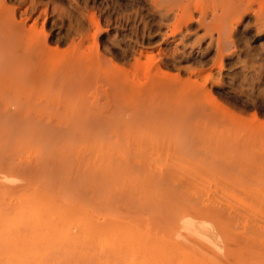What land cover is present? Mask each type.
I'll return each mask as SVG.
<instances>
[{"label": "rangeland", "instance_id": "obj_1", "mask_svg": "<svg viewBox=\"0 0 264 264\" xmlns=\"http://www.w3.org/2000/svg\"><path fill=\"white\" fill-rule=\"evenodd\" d=\"M0 217V264H264V0H0Z\"/></svg>", "mask_w": 264, "mask_h": 264}, {"label": "bare ground", "instance_id": "obj_2", "mask_svg": "<svg viewBox=\"0 0 264 264\" xmlns=\"http://www.w3.org/2000/svg\"><path fill=\"white\" fill-rule=\"evenodd\" d=\"M154 2H155V1H154ZM159 3H160V2H159ZM157 4H158V3H157ZM219 4H220V2H219ZM158 5H159V4H158ZM214 10H215V9H214ZM216 11H217V10H216ZM219 11H220V10H219ZM241 12H242V11H241ZM203 14H204V13H203ZM258 14H259V13H258ZM258 14H257V15H258ZM213 16H214V15H213ZM250 18H251V17H250ZM237 20H238V19H237ZM235 24H236V22H235ZM151 55H153V54L151 53ZM148 57H149V56H148ZM12 117H13V116H12ZM9 198H10V197H9ZM9 198H8V200H9ZM18 198H19V197H18ZM18 198H17V199H18ZM21 207H22V206H21ZM14 210H15V209H14ZM14 210H12V211H14ZM23 210H24V209H23ZM30 210H31V209H30ZM6 212H7V211H5V214H6ZM20 212H21V210H20ZM22 212H23V211H22ZM29 212H30V211H28V214H29ZM32 212H34V211L32 210ZM8 213H10V212H8ZM13 213H14V212H13ZM34 213H37V211H35ZM22 214H23V213H22ZM22 214H20V216H21ZM30 214H31V212H30ZM30 214L28 215V217H30ZM42 214H43V212H42ZM2 215H3V213H2ZM34 215H35V214H34ZM40 215H41V214H40ZM51 215H52V214H51ZM53 215H54V214H53ZM32 216H33V215H32ZM32 216H31V217H32ZM38 216H39V215H38ZM24 217H26V216H24ZM28 217H27V219L29 220ZM41 217H42V215L40 216V218H41ZM0 218H1V217H0ZM8 218H9V217H8ZM8 218H7V219H8ZM50 218H51V217H50ZM54 218H55V217H54ZM2 219H3V218H2ZM7 219H6V220H7ZM41 219H43V218H41ZM4 220H5V219H4ZM6 220H5V222L3 221L5 224H6ZM11 220H12V222H13L14 219H11ZM30 220L32 221V219H30ZM33 220H34V217H33ZM45 220H47L46 217H45V219H44V223L47 222V221L45 222ZM60 220H61V219H60ZM14 221H16V220H14ZM17 221H18V219H17ZM26 221H27V220H25V222H26ZM36 221L38 222V220H35V222H36ZM40 221H41V223H43L42 220H40ZM40 221H39V222H40ZM48 221H49V220H48ZM50 221H51V220H50ZM53 221H54V219H53ZM10 222H11V221H10ZM22 222H23V220H22ZM56 222H59V220H56ZM56 222L54 221V223H56ZM78 222H79V221H78ZM1 223H2V221L0 222V224H1ZM20 223H21V222H20ZM41 223H39V226H40ZM52 223H53V222H52ZM9 224L11 225V223H8V225H9ZM12 224H13V223H12ZM18 224H19V223H18ZM28 224H29V223H28ZM30 224H31V223H30ZM30 224H29V225H30ZM47 224L49 225V222H47L46 225H47ZM57 224H58V223H56L55 226H53V224H50V226L52 225V226H53L52 228H54V227H58ZM61 224H62V223H61ZM61 224L59 223V226H61ZM63 224H64V223H63ZM63 224H62V225H63ZM75 224H77V223H75ZM79 224H81V223H79ZM1 225H3V223H2ZM1 225H0V226H1ZM6 225H7V224H6ZM33 225H34V223H33ZM33 225H32V226H33ZM46 225H44V226H46ZM48 225H47V229L49 228ZM56 225H57V226H56ZM68 225H69V224H67V228L65 227L66 225H65V226L63 225V227H65L66 232H64L63 229H61L60 231L58 230L57 232H62V230H63V232H64L65 234L68 233V232H67ZM70 225L72 226L73 223H72V224L70 223ZM70 225H69V226H70ZM81 225H82V224H81ZM15 226H16V225H14V227H15ZM23 226H26V225H23ZM23 226H22V228H23ZM32 226H31V227H32ZM37 226H38V225H37ZM78 226H80V225H78ZM7 227H9V226H7ZM34 227H36V226L34 225ZM61 227H62V226H61ZM0 228H1V227H0ZM22 228H21V229H22ZM26 228H27V226L25 227V229H26ZM41 228H42V227H40L39 230H42ZM44 228H45V227H44ZM44 228H43V229H44ZM75 228H77V227H75V225H74V227L71 228V229H75ZM78 228H79V227H78ZM2 229H3V228H2ZM13 229H14V228H13ZM16 229H17V228H16ZM25 229H22V230L20 231V233H21V234L24 233L23 230H25ZM35 229H36V228H35ZM35 229H33V227H32V230H34L33 233H35ZM55 229H56V228H55ZM59 229H60V227H59ZM28 230H30V228H28ZM28 230H27V232H28ZM69 230H70V228H69ZM69 230H68V231H69ZM75 230H76V229H75ZM8 231H9V230H8ZM16 231H17V230H16ZM30 231H31V230H30ZM81 231L84 232L83 228H82ZM81 231L79 230V232H80L79 234H81ZM31 232H32V231H31ZM43 232L45 233V231H43ZM71 232H72V231H71ZM71 232H70V233H71ZM74 232H75V231H74ZM77 232H78V230H77ZM8 233H11V232H8ZM12 233H13V232H12ZM12 233H11V234H12ZM25 233H26V232H25ZM38 233H39V232H38ZM47 233H48V232H47ZM52 233H53L54 235L58 234V233H56V231H53ZM86 233H87V231H86ZM112 233H114V232L112 231ZM15 234H17V232H16ZM27 234H28V233H27ZM27 234H26V235H27ZM29 234H30V233H29ZM41 234H42V233H41ZM41 234L39 233V235H41ZM62 234H63V233H62ZM75 234H76V238H77V235H79V234H78V233H75ZM75 234H74V235H75ZM88 234H89V232H88ZM90 234H91V233H90ZM109 234H111V233H109ZM119 234H120V233H119ZM6 235H7V233H6ZM6 235L4 234L5 238H6ZM8 235H9V234H8ZM18 235H19V234H18ZM18 235H17V236H18ZM22 235H23V234H22ZM31 235H32V234H30V238L28 237L30 240H32L31 238H33V236L31 237ZM33 235H34V234H33ZM36 235H37V234H36ZM42 235H43V234H42ZM74 235H73V233H72V236H74ZM81 235H83V234H81ZM85 235H86V234H85ZM92 235H93V234H92ZM120 235H121V234H120ZM1 236H3V235L1 234ZM1 236H0V239H1L0 241L2 242V238H1ZM10 236H11V235H10ZM10 236L7 237V238H10ZM15 236H16V235H15ZM15 236H12V237H15ZM19 236H20V235H19ZM37 236H38V235H37ZM37 236H35V237L37 238ZM45 236H46V233H45ZM45 236H44V237H45ZM49 236L51 237V233H50L48 236H46V237H49ZM56 236H57V235H56ZM60 236H61V234H59L58 239H59ZM63 236H64V235H63ZM67 236H68V235L66 234V237H67ZM69 236H70V237H68V241H69V239L71 238V235H69ZM79 236H80V235H79ZM83 236H84V235H83ZM112 236H113V234H112ZM114 236H115V235H114ZM114 236H113V238H114ZM116 236H117V234H116ZM121 236H122V235H121ZM41 237H42V236H41ZM41 237H39L40 239H39V238H37V239H39L40 242H41V239H42V242L45 243V242H44V241H45V240H44L45 238H44V237L41 238ZM54 237H55V236H54ZM66 237H65V239H66ZM103 237H104V236H103ZM3 238H4V237H3ZM19 238H20V237H19ZM61 238H62V237H61ZM61 238H60V239H61ZM63 238H64V237H63ZM78 238H79V237H78ZM78 238H77V239H78ZM82 238H83V237H82ZM82 238H81V239H82ZM88 238H90V237H88ZM91 238H92V237H91ZM99 238H100V237H99ZM99 238H98V236H97V239H99ZM20 239H21V238H20ZM46 239L49 240V238H46ZM55 239H57V237H56ZM58 239H57V243H59ZM65 239H64V240H65ZM77 239H76V240H77ZM81 239H80V240H81ZM103 239H104V238H103ZM103 239H102V241L105 240V239H104V240H103ZM114 239H115V238H114ZM122 239H123V238H122ZM5 240H6V239H5ZM7 240H8V239H7ZM10 240H11V238L9 239V241H10ZM17 240H18V239H17ZM22 240H24V237H23ZM26 240H28V239H26ZM34 240H35V239H34ZM34 240H33V241H34ZM43 240H44V241H43ZM48 240H47V241H48ZM64 240H62V241H63L62 244H64V247H66L65 249H67V246H65L66 244L64 243V242H65ZM83 240H85V238H84ZM88 240H89V239H88ZM117 240H118V238H117ZM3 241H4V240H3ZM18 241H20V240H18ZM18 241H16V242H18ZM39 241H36V242L38 243ZM74 241H75V240H74ZM110 241H111V240H110ZM110 241H109V242H110ZM1 242H0V243H1ZM6 242H7V241H6ZM11 242H12V243H10V247H11V244L14 243L13 240H12ZM27 242H28V241H27ZM31 242H32V241H31ZM40 242H39V243H40ZM42 242H41V243H42ZM75 242L77 243V241H75ZM75 242H73V243H75ZM79 242H81V241H79ZM85 242L87 243V241H85ZM89 242H90V240H89ZM89 242H88V244L90 245ZM91 242H92V243L95 242L94 244H96V239H95V241L92 240ZM111 242H112V241H111ZM117 242H118V241H117ZM69 243H72V242H68V245H69ZM92 243H91V245H92ZM99 243L101 244V242H99ZM106 243H107V245L109 244L110 246L113 244V242H112V244H110V243H108V242H106ZM114 243H115V242H114ZM123 243H124V242H123ZM6 244H7V243H6ZM18 244H19V243H18ZM18 244H17V246H18ZM31 244H33V242H32ZM34 244H35V243H34ZM52 244H53V243H52ZM59 244H60V243H59ZM62 244H61V246H62ZM79 244H80V243H79ZM82 244H84V243L82 242ZM115 244H116V243H115ZM7 245H8V244H7ZM7 245H4V246H7ZM21 245H23V244L21 243ZM27 245H30V244L28 243ZM47 245H49V244H47ZM54 245H56V244L54 243ZM57 245H58V244H57ZM107 245H105V246L107 247ZM19 246H20V244H19ZM23 246H26V244L23 245ZM42 246H43V247H42ZM71 246H72V245H71ZM77 246H78V248L80 247L79 245H77ZM110 246L108 247V250H110V249H109ZM112 246H113V245H112ZM112 246H111V248H112ZM122 246H123V245H122ZM8 247H9V245L7 246V250H8ZM10 247H9V249H10ZM36 247H39V246H35V250H36ZM52 247H54V246L52 245ZM52 247H51L50 245L47 246V248H50V249H48V250H52V249H51ZM75 247H76V246H75ZM100 247H101V246H100ZM5 248H6V247H5ZM17 248H18V247H16V249H17ZM40 248H41V249L43 248V250L47 249L46 247H45V249H44V244H41V247H40ZM72 248H73V247H70L71 250H73ZM83 248H84V246H83ZM83 248H82V250H83ZM89 248H91V247H89ZM94 248H96V247H94ZM121 248H122V247H121ZM11 249H12V248H11ZM24 249H25V248H24ZM75 249H76V248H75ZM106 249H107V248H105L104 250H106ZM115 249H116V248H115ZM3 250H4V249H2L1 251H3ZM13 250H14V249H13ZM19 250H20V249H19ZM19 250H18V252H19ZM33 250H34V248L32 249V251H33ZM38 250H39V249H38ZM48 250H47V253L49 252ZM71 250H70V251H71ZM76 250H77V249H76ZM78 250H79V249H78ZM104 250H103V253H104ZM53 251H55V249H53ZM53 251H51V252H53ZM57 251H58V250H57ZM66 251H67V250H66ZM73 251H74V250H73ZM87 251H88V250H87ZM93 251H94V250H93ZM126 251H127V250H126ZM29 252H30V251H29ZM74 252H75V251H74ZM79 252H80V251H78V253H79ZM98 252H99V251H98ZM108 252H109V251H108ZM110 252H112V251H110ZM122 252H123V251H121V253H122ZM32 253L35 255V253H38V252H31V254H32ZM39 253H41V252H39ZM78 253H77V254H78ZM80 253H81V252H80ZM90 253H91V252H90ZM93 253H94V252H93ZM101 253H102V252H101ZM117 253H118V255H119V252H117ZM123 253H124V255H125L126 252H123ZM13 254H14V253H13ZM23 254L26 255L25 253H23ZM29 254H30V253H29ZM31 254H30L29 256H31ZM33 254H32V256H33ZM45 254H46V253H44V255H45ZM106 254H107V253H106ZM110 254H111V253H110ZM112 254H113V253H112ZM24 255H23V256H24ZM63 255H66V254L64 253ZM94 255H95V253H94ZM94 255H93V256H94ZM101 255H102V254H101ZM104 255H105V254H104ZM107 255H109V254H107ZM114 255H115V254H114ZM114 255H113V256H114ZM118 255H117V256H118ZM129 255H130V253H129ZM129 255L127 256V254H126L127 257H129ZM27 256H28V255H27ZM32 256H31V258H33ZM48 256H49V255H48ZM82 256H83V255H82ZM93 256H92V257H93ZM97 256H98V255H97ZM109 256H111V255H109ZM109 256H107V257L109 258ZM119 256H120V255H119ZM119 256H118V257H119ZM122 256H123V255H121L120 257H122ZM9 257H10V256H9ZM83 257H84V256H83ZM83 257H82V259H87V260H89V261L91 262V264H94V263H95V261L93 262L92 260H90L91 258L88 259L87 255H85V258H83ZM90 257H91V255H90ZM99 257H100V255H99ZM99 257H96V256H95V258H99ZM118 257H117L116 260H118ZM120 257H119V258H120ZM123 257H124V256H123ZM123 257L120 258L122 261H124V259H126V258L123 259ZM131 257H132V256L130 255V262H131ZM23 258H24V257H23ZM46 258H47V257H46ZM49 258H50V256H49ZM75 258H77V257H75ZM80 258H81V256H80ZM93 258H94V257H93ZM111 258H112V257H111ZM10 259H11V257H10ZM12 259H13V258H12ZM15 259H16V258H15ZM20 259H22V254H21V258H20ZM50 259H51V258H50ZM100 259H101V258H100ZM106 259H107V258H106ZM106 259H103V263L105 262L104 260H106ZM112 259H113V261H114V257H113ZM2 260L4 261V259H2ZM18 260H19V259H18ZM18 260H16V261H18ZM24 260H25V259H24ZM24 260H23V262H24ZM97 260H98V259H97ZM110 260H111V259H110ZM121 260L114 261V262H118V264H123V263H121ZM127 260H128V258H127ZM143 260H144V258H143ZM0 261H1V258H0ZM8 261H9V260H8ZM13 261H14V260H13ZM73 261L75 262L76 259L73 260ZM81 261H82V260H81ZM85 261H86V260H85ZM85 261H84V262H85ZM89 261H88V262H89ZM111 261H112V260H111ZM111 261H110V262H111ZM119 261H120V262H119ZM133 261H134V260H133ZM137 261H139V260H137ZM4 262H5V261H4ZM10 262H11V260H10ZM10 262H9V263H10ZM65 262H66V261H65ZM71 262H72V261H71ZM78 262H79V259H78L77 263H78ZM84 262H83V263H84ZM92 262H93V263H92ZM107 262H108V261H107ZM128 262H129V261H128ZM0 263H1V262H0ZM16 263H17V262H16ZM25 263H26V261H25ZM35 263H36V262H35ZM72 263H73V262H72ZM99 263H101V262H99ZM136 263H137V262H136ZM140 263H142L141 260H140ZM3 264H5V263H3ZM7 264H8V263H7ZM13 264H14V263H13ZM17 264H19V262H18ZM30 264H31V263H30ZM84 264H85V263H84ZM105 264H106V263H105ZM113 264H114V263H113ZM115 264H117V263H115ZM127 264H130V263H127ZM138 264H139V263H138ZM144 264H145V263H144Z\"/></svg>", "mask_w": 264, "mask_h": 264}]
</instances>
